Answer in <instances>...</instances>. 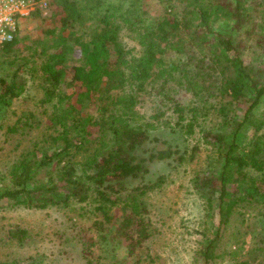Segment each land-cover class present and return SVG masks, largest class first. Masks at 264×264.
<instances>
[{
    "label": "trees",
    "instance_id": "16d2710c",
    "mask_svg": "<svg viewBox=\"0 0 264 264\" xmlns=\"http://www.w3.org/2000/svg\"><path fill=\"white\" fill-rule=\"evenodd\" d=\"M49 1L51 16L58 22V44L52 52L47 46L38 52L43 57L41 69L44 81L53 90L65 81L70 93L57 96L54 109L46 117L43 139L33 136L23 145L22 138H17L21 151L3 173L9 184L0 187V201L7 199L15 207L36 209L71 198L88 201L100 217L97 237L104 242L115 241L134 264H142L140 251L154 233L147 218L146 195L166 183V172L184 166L188 158L193 160L197 146L205 145L212 166L204 172L193 170L190 181L207 208L212 209V201H217L216 233L199 252V264H212L216 238L234 207L254 202L264 206V133L249 140L247 147L236 141L245 123L253 120L256 130L264 125V119L253 116L264 98V63L255 66L248 61L232 35L253 21V9L247 8L245 0L214 4L221 10L225 8L230 17V24L222 27L212 25L210 4L196 9L198 22L185 41L207 50L210 62L201 64L193 62V53L186 54V59L180 57L183 45L176 59H167L172 44L162 43L172 37L178 41L190 26L172 11L137 38L138 51L134 54L135 47L126 48L118 34L108 7L92 13L97 4L86 10L88 0ZM88 12L95 17L89 39L63 35L68 26L80 25ZM17 41L15 35L0 47V64L5 63L2 57L14 55ZM76 47L80 53L78 64L73 62L72 54ZM30 62L23 55L13 57L9 65L12 70L0 75V112L19 96V74L32 73L33 69L26 68ZM67 72L69 80H65ZM172 82L190 93L191 104L184 108L174 98L169 91ZM147 92L158 104L171 105L174 122L153 126L137 119L134 108L139 96ZM47 96L52 101V95ZM242 107L240 117L229 118ZM163 113L159 110L150 117L158 118ZM210 116L217 120L216 126L200 129L198 135L199 119L203 122ZM34 121L41 122L20 115L4 135L35 129L38 125H33ZM195 137L197 141L190 147L189 138ZM157 164H163L166 170H153ZM39 174H43L41 178ZM27 234L14 226L8 230L10 239L19 243Z\"/></svg>",
    "mask_w": 264,
    "mask_h": 264
},
{
    "label": "rangeland",
    "instance_id": "374dc122",
    "mask_svg": "<svg viewBox=\"0 0 264 264\" xmlns=\"http://www.w3.org/2000/svg\"><path fill=\"white\" fill-rule=\"evenodd\" d=\"M48 6L34 9L29 15L22 18L15 33L18 39L13 50L14 55L2 57L0 75L10 71V60L19 59L21 55L28 57L31 62L27 69L32 73L19 74L21 90L19 96L1 109L0 115V187L9 184V178L3 176L6 167L16 160L21 151L17 148L16 140L22 138L21 144L33 136L43 139L46 117L54 109L57 96L61 93H70L66 82L59 83L56 90L44 81L39 53L43 46L49 48L48 52L57 46L58 22L51 16L50 1ZM86 10L94 6V13L103 11L108 7L114 23L118 26V34L135 54L138 50L137 38L151 30L150 25L160 20L169 11L183 17L190 26L177 38L172 37L162 44H172V49L167 50V59H176L179 48L183 45L184 52L180 57L186 59L188 53L194 54V61L210 62L207 50L198 45L185 41L189 38L188 32L194 29L198 22L196 9L200 5H208L209 13L212 12L210 21L214 27L230 24L231 20L224 10L214 4L227 5L229 0H88ZM253 16V21L243 28L232 33L234 41L239 44L240 52L255 66L264 63V0H245ZM212 8V9H211ZM167 12V13H166ZM88 12L74 27L68 26L63 30V35L70 33L83 41L89 39L92 26L95 23L94 15ZM166 13V14H165ZM172 14V13H171ZM185 28V27H184ZM183 28V29H184ZM55 34L48 35L52 31ZM71 37H69V40ZM57 48V47H56ZM37 50V51H36ZM36 51V55H33ZM206 52V53H204ZM38 53V54H37ZM73 62L78 64L80 53L77 47L73 50ZM0 62H2L0 60ZM10 65V66H9ZM70 72L65 75L69 80ZM169 91L174 98L186 107L191 104L192 97L184 88L172 82ZM52 95L48 100L47 95ZM245 107L232 112V116L242 114ZM135 116L139 121L162 126L174 122V114L169 107L158 104L151 92L142 93L135 106ZM164 111L158 118H151L158 111ZM20 115L40 120L35 124V129L26 130L17 134L4 131L14 123ZM190 113H186V118ZM253 116L264 119V98L253 111ZM201 126L196 127L198 135L200 129L206 130L216 126L214 116L201 121ZM251 122H247L238 132L236 141L243 147L259 133H264V125L259 130ZM197 138H189L190 147L194 146ZM193 160L188 158L184 166L178 167L173 172H166V183L155 191L146 195L147 218H149L154 233L144 248L140 251L143 258L142 264H199V252L207 239L213 238L216 233L218 220L217 201H212V209L207 208L204 200L193 190L190 176L193 170L204 172L212 166L208 156L209 147L198 145ZM163 164L154 166L153 170L165 171ZM43 174H39L41 178ZM13 201L3 199L0 201V263L12 264H134L133 258L126 256V251L115 241H102L98 238L97 219L93 212L92 203L71 198L66 202L42 209L15 207ZM11 226L26 230L27 237L22 243L10 239L8 230ZM213 233V235H212ZM212 264H262L264 261V206L261 203L238 204L232 210L229 222L220 229L216 238Z\"/></svg>",
    "mask_w": 264,
    "mask_h": 264
},
{
    "label": "built area",
    "instance_id": "2783aa9c",
    "mask_svg": "<svg viewBox=\"0 0 264 264\" xmlns=\"http://www.w3.org/2000/svg\"><path fill=\"white\" fill-rule=\"evenodd\" d=\"M47 6V0H0V47L13 39L22 18Z\"/></svg>",
    "mask_w": 264,
    "mask_h": 264
}]
</instances>
